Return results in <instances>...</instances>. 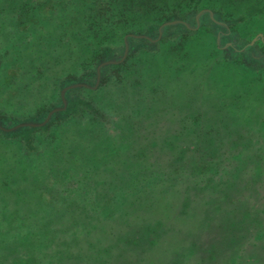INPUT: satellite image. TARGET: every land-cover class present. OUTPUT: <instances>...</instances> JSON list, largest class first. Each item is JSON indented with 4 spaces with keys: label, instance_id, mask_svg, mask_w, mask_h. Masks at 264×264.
Listing matches in <instances>:
<instances>
[{
    "label": "rangeland",
    "instance_id": "374dc122",
    "mask_svg": "<svg viewBox=\"0 0 264 264\" xmlns=\"http://www.w3.org/2000/svg\"><path fill=\"white\" fill-rule=\"evenodd\" d=\"M253 1L255 16L236 21L241 17L238 12L234 19L225 14L218 17L213 10L207 11L213 1L205 0L200 13L176 20L163 33L173 43L181 32L199 33L194 38L198 46H190L193 40L187 44L193 53L182 56L183 73L178 76L172 66L173 76L163 71L166 84L156 85L165 97L174 96L173 101L181 103L176 105L186 111V126H191L190 117L200 121L204 131L216 126L219 140H223L216 147L217 140L209 138L208 148H220L216 154L210 150L211 158L220 160L216 161L219 167L233 163L220 172L226 178L217 188L214 184L206 190L197 187L203 178L192 175L199 177L214 167L209 161L203 171L197 157L182 162L171 175L168 171L175 166L168 169L164 163L131 171L125 168L127 176H136L130 179L131 186L144 179L148 186L144 197L130 198L134 205L130 213L111 211L104 204L113 198L104 195L109 188L93 187L95 178L105 176L96 175L93 163L80 164L78 157L69 154L67 143L79 122L86 118L84 124L92 123L88 132L97 130L92 112L83 115V108L77 105L85 99L83 95L73 92L64 107L68 114L58 115L60 122L52 128L58 138L53 143L49 129L27 135V130L21 131L48 125V119L41 123L29 118L51 101L53 87L32 97L41 81L31 82L38 78L31 76L44 73L45 78H52L74 71L63 47L56 52L58 58L38 57L46 47L45 37H55L57 25L66 17L70 20L72 14L56 10L49 13L53 22L33 21L20 35L4 17L6 13L0 15V56L6 58L0 64V118L6 114L20 120L3 126L5 135L0 137V264H264V13L258 12V8L264 11V0ZM17 37L21 41L15 44ZM169 46L163 44L153 56L161 67L170 66L169 59L177 54ZM121 52L119 48L117 57ZM103 104L101 124H107L112 133L122 118ZM58 108L51 110L56 113ZM234 150L243 152L241 159ZM22 159L38 167L28 172L31 165L20 163ZM241 184L240 192L233 194L231 190ZM69 201L86 211L68 209ZM141 230L146 239L137 242Z\"/></svg>",
    "mask_w": 264,
    "mask_h": 264
},
{
    "label": "trees",
    "instance_id": "16d2710c",
    "mask_svg": "<svg viewBox=\"0 0 264 264\" xmlns=\"http://www.w3.org/2000/svg\"><path fill=\"white\" fill-rule=\"evenodd\" d=\"M43 1L45 0H0V6L3 7L0 9V15L6 13L4 17L11 20L13 28L18 30V35L26 31L33 21L53 22L49 13L56 10H60L61 13L68 11L72 14L70 20L66 17L65 21L57 25L59 31L55 37L51 34L45 37L46 47L43 48L42 53H38V57L44 55L45 58H58L60 56L56 52L58 53L59 48L63 47V53L70 56L74 71L71 74L68 70L69 74L61 73L52 78L49 76L45 78L44 73L31 76V79L38 77L31 82H41L37 86L38 91L30 96L39 97L53 87L51 101L39 107L38 114L29 118L30 121L41 123L48 119V125L40 129L23 128L21 131L27 130L25 133L27 135L32 131L49 129V140L53 143L58 138L53 136L54 129H52L60 122L58 115L68 114L69 110H64V107L70 103L73 92L83 95L85 99L80 100L77 105L83 108L81 112L83 115L92 112L97 130L88 132L92 123L84 124L86 118L83 123L79 122L72 141L67 143L69 154L78 157L80 164L93 163L92 168L98 169L94 171L96 175L101 173L100 176H105L104 181L95 178L97 183H94L93 187L109 188L108 192L104 191V195L107 197L113 195V198H107L104 204L107 203L108 208L115 213L119 211L130 213L129 209L132 211L134 208L130 198L136 195L144 197L148 191V186L143 184L145 179L138 180L137 186L134 184L131 186L129 181L136 176H127L129 173L126 174L125 168L126 171H131L136 167H138L136 170L139 167H146L147 164H150L149 167L155 165L161 167V163H164L168 169L175 166L173 171H168L171 175L182 162L189 160L190 157L192 159L197 157L203 171L208 167L209 161L214 162L213 170L209 169L199 177L192 175L194 179L195 177L206 179L204 182L200 179L201 182L199 181L197 187L206 190L214 184L217 188L220 181L226 178V175L223 176L225 173L220 174V172L230 169L233 163L229 164V162V165L219 167L216 161L220 162V160H215L216 156L215 158L210 156L211 149L215 154L221 151L220 148H216L223 140H219L216 126L204 131L199 126L200 121H192L191 117L187 119L191 126H186L183 120L186 111L176 105L181 103L174 102V96L165 97L159 91L160 86L166 84L163 71L165 73L169 71V76H173V72H170L173 66L178 76L183 73L185 61L182 56L189 51L193 53L187 44H192V40L193 44L190 46L195 47L199 44L194 43L195 36L199 34L197 31V33L181 32L175 43L168 42L163 33L169 25L177 23L176 20H184L189 13L191 16L200 13L205 7L203 6L205 0H46L47 2L41 5ZM212 1L213 4L207 8V11L213 10L218 17L225 14L226 17L234 19L238 12L241 17L236 21H245L257 13L252 11L255 3L253 0ZM47 8H49L48 13ZM258 10L264 13L263 8ZM198 26L196 23L194 26L196 30ZM224 26L228 28L226 24ZM16 41L21 40L17 37L15 44ZM163 44L170 45L169 49L177 53L169 59L170 66L167 67L159 66L153 58L158 53L157 49H161ZM135 47L138 49L134 51ZM119 48L122 52L120 57H117L116 52ZM19 57L22 63L24 57L21 55ZM5 59L0 56V64ZM143 61L146 65L141 67L140 63ZM18 63L22 65L19 61ZM156 82H159L160 86H157ZM111 89L116 91L112 93ZM158 97L169 102L161 101L160 104L157 101ZM103 103H106L105 107L120 113L122 118L113 126L112 133L107 124H101L104 119L102 112L105 109L102 107ZM53 107H59L60 110L53 113L51 110ZM2 117L0 137L5 135L3 126L10 127L13 121L20 122L18 118H9L6 114ZM209 127L206 123V129ZM209 138H213V141L217 140V144L213 142L216 147L210 150ZM187 139L190 143L185 142ZM233 153L238 159L243 156L242 151L234 150ZM24 160H20V163L31 165L29 161ZM37 167L38 165H31L27 171L32 172V169ZM241 187L242 184L231 192L238 194ZM182 198L187 200L186 195H182ZM69 203L68 209L77 208V212L82 211V213L86 211L84 208H78L74 202L69 201ZM91 219L90 217L89 220ZM92 224L95 225V222ZM142 231L139 232L141 236L139 235L135 241L141 242L146 239ZM72 233H75L74 230Z\"/></svg>",
    "mask_w": 264,
    "mask_h": 264
}]
</instances>
